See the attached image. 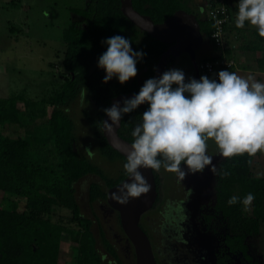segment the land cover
Segmentation results:
<instances>
[{"label": "trees", "instance_id": "obj_1", "mask_svg": "<svg viewBox=\"0 0 264 264\" xmlns=\"http://www.w3.org/2000/svg\"><path fill=\"white\" fill-rule=\"evenodd\" d=\"M215 1L206 0L204 7H196L194 11L184 9L191 0H132V7L154 24L162 23L178 10L194 14L204 42L212 49V55L196 58L198 65L224 56L230 58L236 47L230 40L238 42L243 38L242 33H246L237 48L252 53L257 69L264 73V38L258 35L256 28L225 26L224 45L216 46L211 37L214 24L204 11ZM225 4L231 17L226 0ZM71 15L61 33L64 51L55 88L46 97L35 98L36 101L22 94L0 98V192L8 197L6 202L0 203V264H66L59 258L63 236H68L70 247L75 251L73 264H123L105 233L99 231L100 244L109 256L108 260L103 258L92 232L93 221L83 215L74 186L85 176L99 178L102 184L91 183L88 187V203L91 206L96 202L107 204L108 189L126 178L123 167L126 159L108 145L102 134L103 110L118 95L138 94L144 82L153 78L156 64L168 45L131 24L120 11V0H86L85 5L74 8ZM116 35L130 40L133 51L144 55L137 62L135 77L124 84L116 77L103 83L105 71L98 67V59L107 50L103 42ZM177 60L182 62L177 64ZM172 66L185 67V82L193 78V68L186 54L170 58L165 71ZM233 67L234 63L220 71H231ZM86 90L83 99L94 109L93 113L82 110V116L90 128L95 153L111 163L120 162L121 167L114 176L87 157L84 150L87 146L81 151L76 148V125L68 109ZM147 108L145 104L121 117L118 135L122 139L132 144L131 133ZM253 160L254 156L247 154L224 158L215 184L214 209L222 218L225 248L231 254H240L248 264L255 263L248 253L247 242L259 235L264 222V177L253 172ZM153 173L158 190L159 178L155 170ZM248 193L255 199L247 213L243 199ZM232 196L239 200L230 206L227 201ZM11 197L23 200L24 208L20 209ZM57 210L68 212L66 223L54 218ZM116 215L121 230L118 213Z\"/></svg>", "mask_w": 264, "mask_h": 264}, {"label": "rangeland", "instance_id": "obj_2", "mask_svg": "<svg viewBox=\"0 0 264 264\" xmlns=\"http://www.w3.org/2000/svg\"><path fill=\"white\" fill-rule=\"evenodd\" d=\"M205 1L191 0L184 9L194 11L196 7H204ZM85 2L86 0H0V98L6 99L22 94L36 101L35 98H44L52 88H55L59 81L57 73L61 67L64 51L61 41L62 30L69 24L72 10L84 6ZM226 2L232 15L230 25L236 26L239 0H226ZM254 28L245 22L241 29ZM242 34L241 40L246 38V33ZM240 41H232V45L236 46L235 50ZM210 51V45L204 42L196 51V58H203ZM239 56L241 54L237 52L235 58L229 59L234 65H240L239 59L242 56ZM248 56L252 61L254 55L248 54ZM179 62L181 63L182 60H177L176 63ZM172 68L170 67L169 70ZM232 70L231 72H236L245 78L252 75L256 81L264 83V80H258L257 76L251 74L255 70H240V72L237 69ZM19 107L22 108V104H19ZM84 109L93 113L94 108L91 103H85L82 94L68 109L76 125V148L81 151L87 146V149L94 152L91 157L93 160L88 155L87 157L105 173L114 176L121 164L111 163L95 153V143L90 128L82 116ZM208 155L212 157V165H215L216 172L212 173L209 166L202 173L187 174L183 181H180L175 173L161 166L160 170L156 171L159 178L158 202L141 216L139 224L152 243V236L146 226L151 229L158 245L157 249L165 255V260L170 264H178L175 258L183 252L177 251V254L172 252L174 249L171 240L174 234L172 229L179 231L172 219L180 222L178 225L182 223L180 219H188L189 222L183 232L195 237L200 246L208 251L210 264H248L240 254H231L225 248L222 218L214 209L216 177L224 158L219 155L216 145L211 140L208 141ZM181 167H184L183 164ZM184 170L187 172L186 168ZM253 172L264 177V153L258 152L254 156ZM91 183L102 184L99 178L90 175L79 180L74 188L83 215L93 221L92 232L100 253L104 254L105 260L109 259L99 241V231H103L119 253L122 263L135 264L133 249L117 225V215L114 210L102 202H96L93 206L88 203V187ZM5 198L0 192V203L6 202ZM12 202L17 203L20 209L24 208L23 200L14 198ZM249 208L250 205H245V212L248 213ZM55 214L56 220L62 219V222H67L69 215L66 210H57ZM62 240L59 258L61 262L73 264L75 251L70 247L68 236H63ZM247 243L248 253L253 262L264 264V222L260 226L259 235Z\"/></svg>", "mask_w": 264, "mask_h": 264}, {"label": "clouds", "instance_id": "obj_3", "mask_svg": "<svg viewBox=\"0 0 264 264\" xmlns=\"http://www.w3.org/2000/svg\"><path fill=\"white\" fill-rule=\"evenodd\" d=\"M245 22L264 38V0H239L236 27H244ZM103 43L107 50L98 59V67L105 71L103 83L116 77L124 84L135 77L137 62L144 53L133 51L130 40L120 35ZM217 77L201 76L185 82L182 70H167L158 79H147L138 94L123 101V107L117 102L103 110L111 121L103 122L105 131L110 133L124 114L148 105L131 133L134 140L123 165L129 179L110 194L111 200L125 205L150 190L141 168L159 171L163 166L180 181L209 166L215 173L216 167L208 155L209 140L223 158L264 153V83L252 75L245 78L227 70L219 71ZM86 93L87 90L82 93L83 98ZM84 150L89 158L94 155L92 150ZM254 199L248 193L243 204L251 205ZM238 200L232 196L227 203L231 206Z\"/></svg>", "mask_w": 264, "mask_h": 264}, {"label": "water", "instance_id": "obj_4", "mask_svg": "<svg viewBox=\"0 0 264 264\" xmlns=\"http://www.w3.org/2000/svg\"><path fill=\"white\" fill-rule=\"evenodd\" d=\"M120 11L123 16L133 24L139 31L145 32L153 39L168 45L156 64L153 78H159L166 70L170 58H178L182 54L189 57L193 68V79L199 80L200 73L196 60V51L204 43L200 33V28L196 16L187 13L184 10L176 11L172 16L160 24H154L152 20L145 15H141L132 7V0H120ZM136 94H121L111 99L108 108L114 103L120 102L123 107V101L134 97ZM142 104L138 107H142ZM111 123L106 114L102 119V134L108 145L123 158L126 159V153L130 150V143L118 135L121 120L119 124L113 125L110 133L105 131L103 122ZM141 174L150 185V190L142 194L139 198L130 199L125 205L116 203L109 198L112 192L129 179L128 176L116 186L108 189L106 196L107 205L118 213L121 229L130 242L134 250L135 264H157L147 235L139 226L141 216L151 210L157 199V189L154 173L152 169L141 168Z\"/></svg>", "mask_w": 264, "mask_h": 264}, {"label": "flooded vegetation", "instance_id": "obj_5", "mask_svg": "<svg viewBox=\"0 0 264 264\" xmlns=\"http://www.w3.org/2000/svg\"><path fill=\"white\" fill-rule=\"evenodd\" d=\"M157 194H158V190H157ZM157 200H158V196H157L156 201ZM157 202L154 203L153 207L155 206V204ZM114 212L117 213L116 211H114ZM180 221L182 223L180 225H178L180 222L178 223L174 219H172V222L176 225V227H178L179 231H176L175 228H173L172 232L174 234L171 237V240L173 241V244H174V249L172 250L173 254H177V251L179 253H181L183 251L179 257L175 258L176 260H178V264H210L211 260L208 259V251L200 246V244L198 243V241L196 240L195 237H193L192 235H188L187 232H183L184 227H186V224L189 222L188 219H184V220L180 219ZM144 224H145V220H144ZM175 225H174V227H175ZM139 226H140V224H139ZM145 226H146V224H145ZM140 228H141V226H140ZM146 228L152 236V243H151L149 236L147 235L146 231H144L142 228L141 229L147 235V237L150 241L151 248H152L156 263L157 264H170L169 261L165 260V258H166L165 255L162 254V252L159 249H157L158 245L156 243L155 237L151 233L152 232L151 229H149V227H147V226H146ZM122 234L124 235L123 231H122ZM125 239H127V238L125 237ZM127 241H128V239H127ZM128 243L132 247V245L130 244L129 241H128ZM132 249H133V247H132ZM132 254L134 256V250H133ZM134 260H135V256H134Z\"/></svg>", "mask_w": 264, "mask_h": 264}, {"label": "built area", "instance_id": "obj_6", "mask_svg": "<svg viewBox=\"0 0 264 264\" xmlns=\"http://www.w3.org/2000/svg\"><path fill=\"white\" fill-rule=\"evenodd\" d=\"M206 17L214 24V32L211 37L214 40L216 46L224 45V31L225 26L231 24V17L225 0H216L214 4L209 5L205 10ZM233 65V61L227 57H223L216 61H205L198 65L199 73L201 76H207L211 79H218L217 74L220 69L224 67H230Z\"/></svg>", "mask_w": 264, "mask_h": 264}, {"label": "crops", "instance_id": "obj_7", "mask_svg": "<svg viewBox=\"0 0 264 264\" xmlns=\"http://www.w3.org/2000/svg\"><path fill=\"white\" fill-rule=\"evenodd\" d=\"M234 25V24H233ZM255 29V28H254ZM247 35V34H246ZM230 39H232V37H230ZM230 44H232V41L230 40ZM237 52H239L240 54H241V56H239V57H241V59H239L240 61V65H234V67L232 68V69H237L238 70V72H240V70H244V71H246V70H248L249 71V69H251L252 71L253 70H255V71H253L251 74H253L254 76H257V79L258 80H264V73H262V72H260L258 69H257V65H256V62H255V56H254V58H253V60L252 61H250V56H248V54H252V53H248V52H246V51H241L240 50V48H237L234 52H233V54H231L230 56L231 57H233V58H235V56H236V53ZM209 55H212V49H211V51L209 52V54H207V56H209ZM207 56H205V57H207ZM230 57V58H231ZM177 64H179V63H177ZM173 68L172 69H176L174 66H172ZM171 69V70H172ZM184 69V70H183ZM179 70H182L183 71V73L184 74H186L185 73V67H181V69H180V67H179ZM233 71V70H232ZM185 80H186V77H185Z\"/></svg>", "mask_w": 264, "mask_h": 264}]
</instances>
